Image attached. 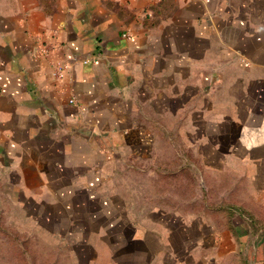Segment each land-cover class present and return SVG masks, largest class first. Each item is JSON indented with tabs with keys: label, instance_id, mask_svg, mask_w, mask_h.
<instances>
[{
	"label": "crops",
	"instance_id": "obj_1",
	"mask_svg": "<svg viewBox=\"0 0 264 264\" xmlns=\"http://www.w3.org/2000/svg\"><path fill=\"white\" fill-rule=\"evenodd\" d=\"M128 158L181 161L148 174L200 179L189 205L215 225L214 256L236 251L243 225V264H264V0H0L5 263L42 253L75 208L102 207Z\"/></svg>",
	"mask_w": 264,
	"mask_h": 264
},
{
	"label": "rangeland",
	"instance_id": "obj_2",
	"mask_svg": "<svg viewBox=\"0 0 264 264\" xmlns=\"http://www.w3.org/2000/svg\"><path fill=\"white\" fill-rule=\"evenodd\" d=\"M176 148L178 150L179 146ZM179 162L176 159L151 163L129 158L117 161L113 168L110 167L113 175L106 177L102 185V207L92 200L88 207L75 208L78 220L72 224L60 222L56 240L49 234L42 236V253L34 255L33 248L28 247L24 256L11 255L10 263L243 264V251L248 246L244 238L247 229H243V225L237 229L236 251L228 256H214L211 247L216 243L215 225L209 213L189 205L192 200H198L194 195L201 186L200 179L196 181L194 175H187L182 182L180 176H166L150 170L148 174L150 167L161 168L163 163L176 167ZM180 181L184 193L180 192ZM205 195L210 197V193ZM80 199L86 197L80 195ZM183 200L188 207H183ZM164 202L170 206L163 207ZM200 212L204 217L198 216ZM2 227L0 224L1 230H11ZM30 231L36 229H28ZM99 231L102 239L94 240V233ZM52 243L54 247L50 249ZM6 260L7 257L0 256V264H6Z\"/></svg>",
	"mask_w": 264,
	"mask_h": 264
},
{
	"label": "built area",
	"instance_id": "obj_3",
	"mask_svg": "<svg viewBox=\"0 0 264 264\" xmlns=\"http://www.w3.org/2000/svg\"><path fill=\"white\" fill-rule=\"evenodd\" d=\"M124 35H128V34L124 33ZM52 48H53V46L52 47H49L48 45L42 46L40 48L41 54L42 55H49L50 50ZM87 60L88 59H85V61H87ZM65 70H66V64L65 63L58 62V63L52 65L51 73H52V76L56 79L55 81L59 82L62 80L64 73H65ZM68 100L72 103L76 101L73 96H71Z\"/></svg>",
	"mask_w": 264,
	"mask_h": 264
}]
</instances>
